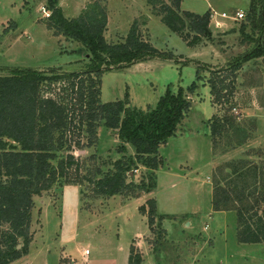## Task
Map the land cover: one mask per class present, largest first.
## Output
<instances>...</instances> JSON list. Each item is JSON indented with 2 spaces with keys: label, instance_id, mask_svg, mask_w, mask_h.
Instances as JSON below:
<instances>
[{
  "label": "rangeland",
  "instance_id": "1",
  "mask_svg": "<svg viewBox=\"0 0 264 264\" xmlns=\"http://www.w3.org/2000/svg\"><path fill=\"white\" fill-rule=\"evenodd\" d=\"M48 1L0 0V75L27 67L45 72L87 69L91 56L86 47L47 28ZM55 1L67 18L98 2L107 14V42L124 41L135 22L143 39L172 55V59L147 58L125 70H106L102 102L126 99L129 108L148 110L166 89L176 92L182 87L190 108L175 135L158 149L162 165L156 169L138 162L133 146L103 121L89 144L85 132H72L69 143L74 145L79 138L82 148L64 150L68 143L63 144L51 164L58 171V162L67 154L78 164L70 166L49 190L32 197L31 241L27 254L14 264H125L131 246L134 254L155 253L156 264H264L263 242L238 241L236 211H216L212 206L220 184L237 207L251 208L245 203L249 202L259 213L264 208V54L241 61L230 98L215 102L209 83L214 70L254 48L261 32L247 16L254 3L258 19L257 0H181L178 7L172 0L153 4L147 0ZM163 5L182 16L184 10L208 11L209 35L187 45L161 21ZM237 10L243 18L221 17ZM187 25L185 18V32ZM260 40L264 42V35ZM223 78L224 85L231 83L230 76ZM192 82L196 88L189 92ZM213 116L234 118H228L214 138L209 131ZM117 162L127 166L126 186L112 196L99 194L97 180L116 172ZM242 162L257 165L256 177L250 173L242 180L236 178L233 169H241ZM220 167L228 176L218 172ZM149 199L155 202L151 229L138 209L143 204L147 210Z\"/></svg>",
  "mask_w": 264,
  "mask_h": 264
},
{
  "label": "trees",
  "instance_id": "2",
  "mask_svg": "<svg viewBox=\"0 0 264 264\" xmlns=\"http://www.w3.org/2000/svg\"><path fill=\"white\" fill-rule=\"evenodd\" d=\"M157 1L147 0L151 4ZM172 1L178 7L181 0ZM257 2L258 19L255 18L254 3L247 17L254 29L257 27L261 32L259 39H256L254 48L249 52L212 72L214 78L209 83L215 102L231 97L241 61L264 54V42L260 40L264 35V0ZM48 3L50 14L47 28L81 43L90 53L91 59L87 69L82 71L64 72L54 68L45 72L27 67L14 69L10 75H0V264H9L28 252L32 197L49 190L70 166L78 164L72 154H67L65 160L58 162L56 172L51 164L56 151L63 144L68 143L64 150L74 146L82 148L79 138L73 142L74 145L69 143L72 132H85L89 136V144L96 136L98 122L103 121L105 127L117 129L118 137L133 146L138 162L156 169L162 165V160L157 158L158 149L175 135L177 125L190 108L182 87L176 92L166 89L156 106L148 110L131 109L126 106V99L102 102L101 82L106 70L126 68L152 57L172 59V55L159 51L150 41L143 39L135 22L130 26L124 41L107 42L104 37L107 14L98 2L89 4L72 18L63 15L55 0ZM159 13L162 14L164 25L187 45L194 44L200 36L209 35L208 11L200 14L184 10L182 16L175 8L163 5ZM185 18L188 19L186 32ZM221 73H225L223 77L232 78L230 84L224 85L225 78L215 76ZM195 88L196 84L192 82L187 90L193 92ZM228 118L234 120L228 116L212 117L209 125L212 138L221 134L222 128L229 122ZM241 165V169H233L237 179L242 180L250 173L256 177L257 165L250 162H242ZM116 166V172L97 180L99 194L112 196L126 186L124 173L127 166L119 165L118 162ZM224 168L220 167L218 172L228 176ZM244 187L241 188L242 192ZM215 189L213 209L236 211L238 241L246 244L264 243V208L259 213V210L253 209L255 205L249 202L245 203L251 208L237 207L220 184ZM242 198L240 196L238 199ZM254 202L258 204V200ZM146 203L147 210L143 204L138 209L147 216L151 229L155 202L149 199ZM3 225L7 227L1 228ZM17 245L20 247L17 248ZM134 253V247L131 246L128 264H141L142 256Z\"/></svg>",
  "mask_w": 264,
  "mask_h": 264
},
{
  "label": "crops",
  "instance_id": "3",
  "mask_svg": "<svg viewBox=\"0 0 264 264\" xmlns=\"http://www.w3.org/2000/svg\"><path fill=\"white\" fill-rule=\"evenodd\" d=\"M195 13H196V12H195ZM148 18L150 19L149 16H148ZM136 64H138V63L136 62V63H134V64H132V65H130V66L124 68L123 70H125V69H129V68L133 67V66L136 65ZM59 67H60V66H59ZM148 230H149V229H148ZM134 238L138 239L136 236H135ZM141 244L143 245V241H142ZM128 255H129V253H128ZM17 261H20V260L17 259V260H15V261H12V262L9 263V264L17 263ZM156 263H157V261H156V259H155V253L150 252V251H148V250H147V251H143L142 262H141V264H156ZM125 264H128V257H127V261H126Z\"/></svg>",
  "mask_w": 264,
  "mask_h": 264
},
{
  "label": "built area",
  "instance_id": "4",
  "mask_svg": "<svg viewBox=\"0 0 264 264\" xmlns=\"http://www.w3.org/2000/svg\"><path fill=\"white\" fill-rule=\"evenodd\" d=\"M221 17H225V18H231L234 20H238L244 17V13L240 10L235 11L234 15H228L226 13H222ZM88 251L86 250L85 253H87Z\"/></svg>",
  "mask_w": 264,
  "mask_h": 264
},
{
  "label": "water",
  "instance_id": "5",
  "mask_svg": "<svg viewBox=\"0 0 264 264\" xmlns=\"http://www.w3.org/2000/svg\"><path fill=\"white\" fill-rule=\"evenodd\" d=\"M20 247V245H17V248H19Z\"/></svg>",
  "mask_w": 264,
  "mask_h": 264
}]
</instances>
